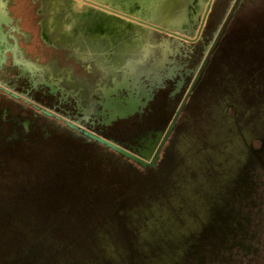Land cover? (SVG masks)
<instances>
[{
  "label": "rangeland",
  "instance_id": "rangeland-1",
  "mask_svg": "<svg viewBox=\"0 0 264 264\" xmlns=\"http://www.w3.org/2000/svg\"><path fill=\"white\" fill-rule=\"evenodd\" d=\"M54 1L52 24L90 23L93 6ZM213 30L159 169L53 123L8 144L0 127V264H264V0H212ZM151 40L139 28L137 57Z\"/></svg>",
  "mask_w": 264,
  "mask_h": 264
},
{
  "label": "flooded vegetation",
  "instance_id": "flooded-vegetation-1",
  "mask_svg": "<svg viewBox=\"0 0 264 264\" xmlns=\"http://www.w3.org/2000/svg\"><path fill=\"white\" fill-rule=\"evenodd\" d=\"M77 1L95 8L83 13L90 23L81 25V31L80 25L64 29L52 24L54 0H39L37 9L32 7V0H0V35L6 36V41L0 39V45L13 52L12 57L6 53V59L0 56V68H5L0 78L20 96L16 99L0 90V127L11 129L4 144L31 139L32 134L46 130V123H53L107 148L135 168L159 169L165 165L176 124L216 44V32L204 34L203 25L196 38L189 41L135 20L156 19L153 13L168 0H97L105 8ZM200 8V3L191 8L183 1L181 12L190 15L189 27L194 33ZM110 11L130 18V24L120 19L117 22ZM142 27L152 30L150 43L160 50L137 57L138 51L131 48L139 46L137 33ZM67 28L75 32L72 38ZM48 33H52L51 42L44 40ZM198 49L200 54L195 59ZM207 51L209 56L201 68ZM141 71V81L132 82V75ZM179 96L177 108L186 97L185 103L165 136L176 110L168 122L165 112L174 107ZM34 105L50 110L58 119ZM66 123L92 130L127 149L150 151L151 156L158 151L155 164L141 167ZM43 137H49V133Z\"/></svg>",
  "mask_w": 264,
  "mask_h": 264
},
{
  "label": "water",
  "instance_id": "water-1",
  "mask_svg": "<svg viewBox=\"0 0 264 264\" xmlns=\"http://www.w3.org/2000/svg\"><path fill=\"white\" fill-rule=\"evenodd\" d=\"M83 1H86L88 3L94 4L96 6H100L103 8L106 7L102 2H99L97 0H83ZM183 1L188 2L191 5V8H193V5H198L200 3L201 17H200L199 26L197 28L196 33H194L193 28L189 27L190 15L188 14V12L186 13L181 12ZM211 3H212V0H168V2L162 4L159 7V10L157 12L153 13L156 19H152V20L135 19V20L144 25L151 26L163 32H167L175 36H178L182 39L190 41L196 38L202 26L204 25L206 16L208 14V11L210 10ZM176 7H178V10H174ZM227 18L225 19L223 26L227 22ZM220 32L221 31H219V33ZM0 39H2L3 41H6V36L4 37L0 35ZM6 53H9L11 57L13 56L12 50H9V49L5 50L2 47V45H0V56H3V58L6 59ZM208 56H209V52L207 51L205 58L201 64V68L204 66ZM4 69L5 68H0V71ZM144 73H145V77L147 78L148 74L146 72ZM142 74H143L142 71L136 73V75L133 74L132 82L141 81ZM192 86L193 84L191 85L190 89L192 88ZM0 90L13 98H16V99L20 98V96L13 90V88H10V86L7 85L6 82L2 81L1 78H0ZM185 100H186V97L184 98L180 106L176 109L175 114L167 127L165 136L174 126L176 118L179 115L180 111L182 110ZM34 108H36L37 110L41 111L42 113L46 115L54 116L56 119H58V115H54L50 110L46 108L40 107L38 105H34ZM66 124L70 128H73L79 133H81L82 135L86 136L87 138L92 139L96 141L97 143H100L104 145L105 147H108L116 151L117 153L121 154L122 156L126 158H129L130 160L134 161L141 167H146L148 165L154 166L155 164L156 158L158 156V151H156L155 154L151 156L150 151L127 149L121 146V144H119L117 141L101 136L93 132L92 130L79 127L75 125L74 123H66Z\"/></svg>",
  "mask_w": 264,
  "mask_h": 264
},
{
  "label": "bare ground",
  "instance_id": "bare-ground-1",
  "mask_svg": "<svg viewBox=\"0 0 264 264\" xmlns=\"http://www.w3.org/2000/svg\"><path fill=\"white\" fill-rule=\"evenodd\" d=\"M74 8V7H73ZM76 11V10H75ZM111 12V17H113V18H115L116 20H117V22H119V19L121 20V21H123L125 24H130V22H129V20L128 19H130V18H126V19H124V18H122V16L120 15V14H117V13H114V12H112V11H110ZM69 13V12H68ZM124 17V16H123ZM75 19V18H74ZM134 20V19H133ZM70 21V20H69ZM69 23V22H68ZM81 23V22H80ZM64 25V24H63ZM66 27V26H65Z\"/></svg>",
  "mask_w": 264,
  "mask_h": 264
},
{
  "label": "crops",
  "instance_id": "crops-1",
  "mask_svg": "<svg viewBox=\"0 0 264 264\" xmlns=\"http://www.w3.org/2000/svg\"><path fill=\"white\" fill-rule=\"evenodd\" d=\"M52 33H48L47 35H44V40L46 41V42H51V40H52ZM3 100L5 101L6 99L5 98H3ZM0 105H1V102H0Z\"/></svg>",
  "mask_w": 264,
  "mask_h": 264
},
{
  "label": "trees",
  "instance_id": "trees-1",
  "mask_svg": "<svg viewBox=\"0 0 264 264\" xmlns=\"http://www.w3.org/2000/svg\"><path fill=\"white\" fill-rule=\"evenodd\" d=\"M2 214L1 210H0V215Z\"/></svg>",
  "mask_w": 264,
  "mask_h": 264
}]
</instances>
